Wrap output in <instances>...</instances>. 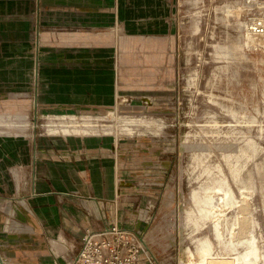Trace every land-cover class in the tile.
<instances>
[{
	"label": "rangeland",
	"instance_id": "1",
	"mask_svg": "<svg viewBox=\"0 0 264 264\" xmlns=\"http://www.w3.org/2000/svg\"><path fill=\"white\" fill-rule=\"evenodd\" d=\"M38 1L35 38L0 56L19 67L0 71L4 264L68 262L87 230L35 242L34 162L112 166L106 224L153 264H264V162L238 151L264 145V0Z\"/></svg>",
	"mask_w": 264,
	"mask_h": 264
},
{
	"label": "crops",
	"instance_id": "2",
	"mask_svg": "<svg viewBox=\"0 0 264 264\" xmlns=\"http://www.w3.org/2000/svg\"><path fill=\"white\" fill-rule=\"evenodd\" d=\"M39 3L38 0H0V56L11 54L19 40L30 44L35 38L37 25H40L37 22ZM47 7L50 6L44 3L45 11ZM61 18L64 17L61 15ZM14 65L0 63V71L18 70ZM113 171L107 163H78L77 166L31 163L28 182L20 183L21 190L26 192L27 186L28 191L20 198L33 212L35 242L53 237L65 239L69 232L79 237L85 229H104L108 225L104 210L108 207L112 211L107 203L120 194V186H123L117 185ZM1 256L5 262L3 254ZM65 262L60 260L59 264Z\"/></svg>",
	"mask_w": 264,
	"mask_h": 264
},
{
	"label": "built area",
	"instance_id": "3",
	"mask_svg": "<svg viewBox=\"0 0 264 264\" xmlns=\"http://www.w3.org/2000/svg\"><path fill=\"white\" fill-rule=\"evenodd\" d=\"M250 33H264V17L248 23ZM77 253L65 264H153L145 243L132 228L116 223L104 229H87Z\"/></svg>",
	"mask_w": 264,
	"mask_h": 264
},
{
	"label": "bare ground",
	"instance_id": "4",
	"mask_svg": "<svg viewBox=\"0 0 264 264\" xmlns=\"http://www.w3.org/2000/svg\"><path fill=\"white\" fill-rule=\"evenodd\" d=\"M226 77H227V84L230 85V77L228 76V74H226ZM250 120L252 123L264 122V102L262 107H257L256 114L250 116ZM226 147H230V145ZM238 151L240 152L241 160L244 163L264 162V145L262 144L260 145L259 143H257L254 137L246 138L243 142H241L240 145L238 146ZM250 256L255 258V250L253 248H251L250 251L245 256L242 257V260L247 261L249 260Z\"/></svg>",
	"mask_w": 264,
	"mask_h": 264
},
{
	"label": "water",
	"instance_id": "5",
	"mask_svg": "<svg viewBox=\"0 0 264 264\" xmlns=\"http://www.w3.org/2000/svg\"><path fill=\"white\" fill-rule=\"evenodd\" d=\"M0 264H4V261H3V259H2L1 254H0Z\"/></svg>",
	"mask_w": 264,
	"mask_h": 264
}]
</instances>
